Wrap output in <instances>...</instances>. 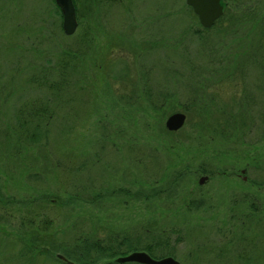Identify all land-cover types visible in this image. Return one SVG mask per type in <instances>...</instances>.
<instances>
[{
    "label": "rangeland",
    "instance_id": "obj_1",
    "mask_svg": "<svg viewBox=\"0 0 264 264\" xmlns=\"http://www.w3.org/2000/svg\"><path fill=\"white\" fill-rule=\"evenodd\" d=\"M222 5L76 0L67 36L56 0H0V264H264V0Z\"/></svg>",
    "mask_w": 264,
    "mask_h": 264
},
{
    "label": "water",
    "instance_id": "obj_2",
    "mask_svg": "<svg viewBox=\"0 0 264 264\" xmlns=\"http://www.w3.org/2000/svg\"><path fill=\"white\" fill-rule=\"evenodd\" d=\"M118 1V0H115ZM189 7L193 9L196 15H198L201 25L206 28H212L215 23L223 17L224 7L222 0H186ZM56 4L63 14V28L67 36H72L78 29L77 12L74 0H56ZM187 120V116L183 113H176L170 116L166 122V127L171 132H178L181 130ZM207 180V177H203L200 183L203 184ZM58 259L66 262L69 261L62 255H58ZM181 264L173 257H165L163 259H155L146 252H134L128 256L119 257L116 259L118 264Z\"/></svg>",
    "mask_w": 264,
    "mask_h": 264
},
{
    "label": "trees",
    "instance_id": "obj_3",
    "mask_svg": "<svg viewBox=\"0 0 264 264\" xmlns=\"http://www.w3.org/2000/svg\"><path fill=\"white\" fill-rule=\"evenodd\" d=\"M74 2H76V0H74ZM228 15H229V13L226 12V10H225L224 16L220 20H218L216 22L215 26L218 25V24H220L221 22H223L224 19L226 18V16H228ZM35 240L37 242H40V243L45 242V241H40L37 238ZM117 243L110 244L109 245V244H106V242H104L103 244H101V243H99L98 240L93 241V242L89 241V242L84 243L83 244V247L80 248V249H78L77 253H78L79 259L82 261L83 264H96V263H98V260L100 259V257H94V258L90 259L89 261L86 259V257L90 254V252L93 249L94 250H97L98 252H100L99 254H101V255L103 254L104 256H106L108 258H111V259L112 258H117V257H120V256H126V255H128L126 253H122L120 251V248L119 247H116V244ZM127 244H128V247L130 248V250L133 251V252H136L137 250H140L139 248H143L141 250L147 251V253H149L154 258L157 257V256H155L153 254L152 249L145 248V246H142L141 247L139 241H135L134 243L133 242H130V243L127 242ZM118 245H119V243H118ZM133 252H131V253H133ZM163 257H165V256H163ZM163 257L161 256L160 258L163 259ZM110 264H112V263H110Z\"/></svg>",
    "mask_w": 264,
    "mask_h": 264
}]
</instances>
